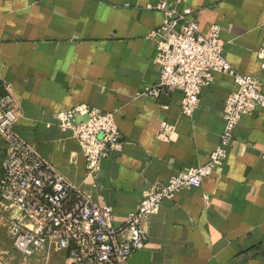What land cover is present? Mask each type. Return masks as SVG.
I'll return each instance as SVG.
<instances>
[{
	"label": "crops",
	"instance_id": "crops-1",
	"mask_svg": "<svg viewBox=\"0 0 264 264\" xmlns=\"http://www.w3.org/2000/svg\"><path fill=\"white\" fill-rule=\"evenodd\" d=\"M164 0H0V82L22 106L15 131L78 189L113 206L117 228L158 182L206 164L218 147L231 74L216 72L192 118L183 93H143L160 81L157 38ZM197 11L199 31L221 30L236 73L264 93V0H165ZM79 104L114 112L121 150L90 171L72 130L57 115ZM175 129L160 137L162 124ZM148 243L128 264H264V106L246 114L224 162L198 187L162 202L146 223Z\"/></svg>",
	"mask_w": 264,
	"mask_h": 264
},
{
	"label": "built area",
	"instance_id": "built-area-1",
	"mask_svg": "<svg viewBox=\"0 0 264 264\" xmlns=\"http://www.w3.org/2000/svg\"><path fill=\"white\" fill-rule=\"evenodd\" d=\"M163 11V24L151 32L157 38L156 61L160 81L146 86L143 93L160 97L171 89L183 93L181 112L192 118L201 101L202 89L216 72L231 74L237 89L227 98L221 140L206 164L193 166L148 190L138 210L129 214L123 228L114 224V208L98 204L76 188L52 162L42 156L16 131L23 116L22 106L9 83H2L0 94V204L8 201L19 210L9 218L8 230L13 247L24 257L64 251L66 264H128L131 256L146 247L147 221L162 202L172 199L186 187H198L213 174L234 140L242 117L264 106V93L258 79L233 71L224 55L221 30L213 25L207 34L199 31L197 11H180L161 1L154 6ZM264 68V46L258 52ZM63 130H72L90 171L124 145L114 112L79 104L57 115ZM175 129L164 122L160 137L172 140Z\"/></svg>",
	"mask_w": 264,
	"mask_h": 264
},
{
	"label": "rangeland",
	"instance_id": "rangeland-1",
	"mask_svg": "<svg viewBox=\"0 0 264 264\" xmlns=\"http://www.w3.org/2000/svg\"><path fill=\"white\" fill-rule=\"evenodd\" d=\"M1 159L2 156H0V163ZM17 216H19V210L15 205L8 201L0 204V264H66L64 251H53L49 259H46L44 254H37L29 258L16 252L13 247L12 236L8 230V217Z\"/></svg>",
	"mask_w": 264,
	"mask_h": 264
},
{
	"label": "trees",
	"instance_id": "trees-1",
	"mask_svg": "<svg viewBox=\"0 0 264 264\" xmlns=\"http://www.w3.org/2000/svg\"><path fill=\"white\" fill-rule=\"evenodd\" d=\"M1 84H2V82H0V94L2 92V87H1L2 85Z\"/></svg>",
	"mask_w": 264,
	"mask_h": 264
}]
</instances>
